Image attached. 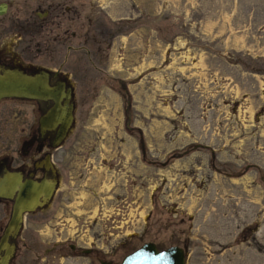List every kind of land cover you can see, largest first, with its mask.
<instances>
[{
	"label": "rangeland",
	"instance_id": "1",
	"mask_svg": "<svg viewBox=\"0 0 264 264\" xmlns=\"http://www.w3.org/2000/svg\"><path fill=\"white\" fill-rule=\"evenodd\" d=\"M0 1L89 7L101 67L69 136L80 173L31 237L111 264L146 240L183 264H264V0ZM63 252L50 264H89Z\"/></svg>",
	"mask_w": 264,
	"mask_h": 264
},
{
	"label": "flooded vegetation",
	"instance_id": "2",
	"mask_svg": "<svg viewBox=\"0 0 264 264\" xmlns=\"http://www.w3.org/2000/svg\"><path fill=\"white\" fill-rule=\"evenodd\" d=\"M3 2L5 4H1L0 9V62L18 65L27 72H46L48 84L61 88L62 100L67 94L72 114L70 130L54 145L52 138L56 127H45L39 122L40 115L52 100L14 96L0 98V137L3 138L0 144V180L5 179L3 183L17 186L29 182L42 190H47L50 182L52 184L45 200L43 193L38 197L41 204L20 213L15 234L9 237L14 250L8 264H31L32 259H42L43 256H48L43 264H50V256L59 261L64 248L87 255L89 264L93 261L111 264V258H101L102 252L94 246L67 241L66 238L52 240L42 246L37 237L30 236L33 229L31 221L35 217L47 218L53 212L50 208L53 202H62L59 199L63 197L60 184L72 183L70 177L80 173L73 168L77 166L72 160L76 155L74 152L78 157L85 156V147L72 144L69 136L75 129L78 105L93 96L94 87L86 80L88 72L91 67L101 70L97 64L92 12L84 4ZM2 184L0 188L5 189ZM12 204L13 196L0 195V234L8 221ZM94 215L90 216L88 225L94 223ZM85 222L86 219L79 221L80 224ZM133 236V233H128L120 243L121 247L127 248V242Z\"/></svg>",
	"mask_w": 264,
	"mask_h": 264
},
{
	"label": "water",
	"instance_id": "3",
	"mask_svg": "<svg viewBox=\"0 0 264 264\" xmlns=\"http://www.w3.org/2000/svg\"><path fill=\"white\" fill-rule=\"evenodd\" d=\"M5 2L0 1V9ZM47 73L41 70L27 72L18 65L0 62V98L6 96L35 98L38 100H52V104L39 117V122L45 127H56L52 144H57L70 130L72 122L71 103H67V94L62 100L61 88L50 86ZM0 182L2 184L4 182ZM5 189L0 188V195L13 196V204L8 221L0 234V264H8L14 250V244L9 240L15 234L14 230L23 210H31L41 204L38 197L49 196L51 182L47 190L31 186L29 182L17 186L13 183H3ZM41 186V185H40ZM50 187V190H49ZM43 188V187H42ZM15 192V195L12 193ZM184 249L177 244L158 248L151 240H146L123 254L118 264H183Z\"/></svg>",
	"mask_w": 264,
	"mask_h": 264
},
{
	"label": "trees",
	"instance_id": "4",
	"mask_svg": "<svg viewBox=\"0 0 264 264\" xmlns=\"http://www.w3.org/2000/svg\"><path fill=\"white\" fill-rule=\"evenodd\" d=\"M118 82H119V84H120V86L118 87V90L120 91V93L122 94V96L125 97L127 93L125 92L124 89H121V88H123L122 81H118ZM174 153H175V152L170 153V154H169V157L174 156Z\"/></svg>",
	"mask_w": 264,
	"mask_h": 264
}]
</instances>
